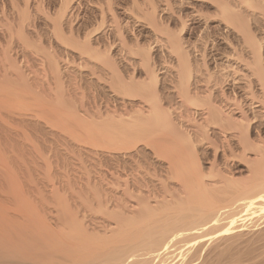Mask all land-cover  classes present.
I'll return each instance as SVG.
<instances>
[{
    "label": "rangeland",
    "instance_id": "obj_1",
    "mask_svg": "<svg viewBox=\"0 0 264 264\" xmlns=\"http://www.w3.org/2000/svg\"><path fill=\"white\" fill-rule=\"evenodd\" d=\"M214 2L224 3L231 10H235V12L239 13L242 22H247L249 24L252 35L261 45L260 70L264 73V15L261 11L264 7V0H252L254 4V8L252 9L254 11L251 8L248 9L237 0H0V67H2L0 68V72H2L1 69L5 70L4 67H10L9 63H12L10 68L13 70L17 67L19 68L16 70L24 76L26 81L28 80L29 85H32H30V87L32 89L31 92L35 93H33L34 95L37 93L39 97L41 96L44 99L48 98V100L52 97L53 100L55 98L54 95L58 94L59 91H63V96H69L64 97L66 103L69 101L68 104L73 106L76 105L74 107L80 111L82 110V112L87 110L88 113H90L92 110L95 113L96 111L95 114L91 112L90 114H93L89 115L92 116L93 120L95 115L97 121H100L98 117L101 118V121L103 120L99 123L95 121L98 124L97 128L101 127V123H103L102 126L105 128L107 126L111 127L112 125V127L115 126L114 128L117 127V129L122 131L125 129L126 125H131L130 128L127 127L129 130L128 132L126 130V134L129 133L127 137H132H129L131 140L128 139L131 141L127 143L129 145L119 144V149L118 147L116 148V144H111L109 141L107 142V146L104 145L107 140L104 141L103 137V143H105H99V134H96L97 140H95L96 136H94L95 138H92V140L90 139L91 142H89V137H87L86 133H83V130L78 129L82 131V133L79 132V134L84 135L80 137L77 132V137L75 135V131L77 130L73 128L74 126H67L71 128L60 126L59 123H55L57 121L55 120L56 117L49 116V119H47V115L46 117L45 115L44 117H41L42 115L38 116L40 119L38 121L45 125L41 124L34 127L24 126L27 129H22L23 126L0 127V222H3V224L0 223V247L2 250H4L3 248L8 242L11 244L14 243L15 245V249L9 250L10 253H15L14 255L17 254L16 251L18 253L25 252L28 247V252H30L31 255L26 254L25 256H30V260H28L34 261H31L32 263L36 261L38 264L46 263L48 259H53L52 264H58L59 262V264H64L65 262L67 264H72L71 262L74 263V261H72L74 256H77V259L74 258L75 261H82L83 257L80 258L81 254H83L80 252L82 250L77 251V249L81 248H78L77 245L76 249L74 245L75 243L77 244L74 240L75 237L79 246L81 245L80 236L82 233L79 228H82L85 233L87 231V235L85 234L87 237L89 235L88 232L94 235L97 233L101 234L102 236L99 235L100 238L98 234L97 238L96 235L94 236L96 238L95 240L99 239L101 242V238L105 237L104 234L107 235L108 231L115 229V227L117 228L118 225L121 226V219L127 215L132 218L137 217L136 212H138L137 210L139 207L136 208V205H138L139 201H142L141 199H143L144 195L146 196H144L145 199L151 201V193L155 191V193L162 194L165 188L177 190L179 186H181L180 189H182V185L184 188L186 185L188 186V188L186 186L187 189L191 188L193 184L191 179L195 176L194 169L196 167H193L192 159H194L193 162L196 163L197 166L199 165L198 168L199 171L201 169L200 172L204 180H219L227 176L226 178H229L228 180L231 178L232 181H236L234 182L235 184L231 181L234 185L232 184L231 187L224 188V192L222 191L223 193L229 192V190L233 188H240L244 186V183L252 182L253 178L251 177V180L249 174L251 171H255L256 153L254 148L251 147L258 145L264 146V106L260 105L257 100L260 96L258 93L260 89V87H258L259 82L256 76H253L254 78L251 76L253 67L251 66L252 59L251 55L248 53L247 46L243 44L246 47H242V43H244V38L242 39L243 36L238 34L237 31H234L235 28L233 26L226 23L219 13L220 9L217 7L219 5H216L218 3ZM150 16L154 17V21L157 23V29L159 30L155 31L152 23H150ZM114 20H116V22H114ZM115 23L117 25H115ZM55 27L58 29H55ZM58 30L62 32L60 33V35L62 34V38L64 37L65 39L66 37V40L71 39L72 41L75 39L76 41H74L76 43L78 42L80 45L82 44V46L86 45L83 47L81 46L82 48H87V45L90 43L92 46L89 44L88 47H91L95 53L99 54L100 52L101 55H99L101 57L103 55L104 57L108 56V60L114 62L119 72H121V74L123 72V74H126L123 75L126 82H130L131 79L132 81L134 80V82L142 83L143 81L144 83L146 80V76L144 77L146 68L142 64L143 62L141 63V59L144 56L142 51L144 52L150 49L148 50V53H150L149 65L150 69L153 72L155 71L154 75L157 77H155L157 81V95L161 100L162 113L168 115L169 120L177 130L185 133L183 134L191 141L194 150L193 154L196 157H191L188 153L189 150L187 152V148L190 147H184V143H179L180 140L176 142L175 136H171L167 127H165V132L163 128V131H160L162 130L160 128L161 126L159 127L160 129L156 128L157 133L154 129L155 127H151L155 117H153L154 115H150L151 118L153 117L152 120L150 119L152 123L148 121L150 116L148 119L144 116L148 112H146L145 109H141L145 106L142 105V101L132 100L129 97H126L129 99L125 97L122 98L123 95L121 96V93L118 94L119 98L115 90L118 85L112 84L110 81L107 84L110 78L107 80L109 75L106 66L103 68V65H100V63L98 64V62L95 63L93 59H91L92 61L89 60L90 58L86 57L87 55L82 54V52L80 55L79 51L81 50H79L77 46L76 49H73L75 46L72 44L73 42L71 40L72 43H70L73 45V48L71 47L72 45L68 44L69 42L62 41L61 39L58 41ZM116 30L118 32L120 31L119 35H117L118 32ZM89 33L92 35H89ZM115 33L117 34L115 35ZM69 35L74 37L70 38ZM113 35L121 36L120 38L124 40V42L123 40L121 41L123 44L120 43L119 38ZM176 35L179 36L181 40V47L189 56L191 66L195 70L200 69L203 73L207 72L211 74V78L218 82L216 90L219 92V97L216 98V100L214 99L213 107H215L216 110L218 109L222 115L224 114L223 116H225V118H230V120L228 118H226V120L232 121L233 123L235 122V125L237 123L236 129L239 127V130L234 129V126L232 127L229 124L232 127H230L232 131L230 130V132L228 130V132L226 131L223 133L225 129L223 130L221 128L225 126L228 127L226 124L223 125L219 122L220 126L221 124L223 125V127L221 126V128H219L215 120H213L214 125L211 124V121L205 122L204 117H201L199 112L194 114L193 108L187 104L188 107L183 105V107L179 109L180 100L176 94L177 63L174 54L171 53L170 50L168 51L169 48L166 46L167 42L165 43L168 39L167 36ZM240 35L242 37H240ZM61 37L59 36V38ZM60 42H65L67 44ZM122 46H125L127 50H123L124 48ZM121 47L123 49H121ZM232 49L235 50V52L237 51V53L239 52V54L241 53L240 55L243 57L242 59H244L242 61L239 59L241 63L233 56L234 53ZM241 49H246L245 51L247 54ZM122 50L123 52L125 51V53L128 51V53L124 54ZM133 53L138 54L135 56L136 54ZM201 58L203 59L201 60ZM203 60L204 63H206L205 67L202 66ZM247 63L249 71L248 68L245 67ZM54 66H56V69L58 68L57 71ZM9 67L7 69L11 78L12 75H15L20 80L15 70L13 74H11L12 70L10 71ZM101 67L102 69H100ZM7 69L5 71H7ZM256 69L257 68H255V70ZM102 70H104V73ZM97 71H99L100 74ZM56 72H58V74ZM207 73L205 74L206 76H208ZM56 75L59 78L56 77ZM95 75H98V78L102 79L99 80ZM15 76L13 78H15ZM130 76L134 78L132 79ZM17 78L13 80L16 81ZM102 80L104 83H102ZM20 83L22 82L20 81ZM113 85L115 87L114 91L116 92L112 90L113 88H108ZM42 89L43 91H41ZM47 94L50 95V97ZM205 95L206 94H200L198 96L199 100L205 101L207 97ZM27 96H29L28 100H30L27 102L29 103L28 105L24 102L25 100L23 101L24 103L20 102L21 104L15 101L18 102V105L14 102L15 106L11 104V107L9 102L5 103L9 105H7L8 107L3 104L1 109L3 110V114H6V111H11V113H13L12 115L15 113L16 117V113L23 111L20 114H25V117L29 119L30 116L34 117L40 114L41 108L37 105V107L35 106V103L31 100V95ZM67 99L71 100L66 101ZM14 100L16 99H13V101ZM121 101L125 106L122 105L123 107H121ZM81 102L82 105L80 104ZM17 106H19V108ZM85 106L86 108H83ZM112 106L114 109H116V107L117 109L121 107L120 110H124V108L128 106L129 108L126 107L128 110L125 111H129V116L127 114L129 119L123 114H121L122 116L120 118L119 116L117 118L116 116L120 115L118 114L120 112L116 109L115 111L118 112L116 113ZM145 108L147 109L146 106ZM18 109L20 111H18ZM97 110L100 111L97 112ZM108 111H112L111 114L115 112L114 116ZM214 111V114L217 113V111ZM97 113L105 114L106 116L104 115L105 117L103 116L104 118L102 119V115L98 116ZM7 114L8 115L4 116V119L6 116L10 117L9 113ZM107 114L109 115L108 117ZM110 115L115 118L116 121L112 119ZM34 118L31 120H34ZM123 118H127L124 120L128 122L127 124L125 123L126 121H122L123 124L125 123V126L123 125L124 128L121 125L117 126L119 124L118 119ZM139 118L141 121H138ZM142 118L143 120L145 119L144 121H146V124L148 123V128L152 132L151 135L150 132L147 131L150 134L148 137L149 139L146 138L147 142H145L143 138H141L143 141H140L139 135L142 133L141 131L140 133L136 132L137 135L138 133L139 135L135 137V131L139 125L137 122L143 123L144 121ZM52 119L53 121L55 120V122H53ZM107 120L110 122L108 121V123ZM45 121H51L49 122L51 124H46ZM119 121L121 122V120ZM106 122L109 125H107ZM115 122L118 124L116 125ZM122 122L120 124H122ZM135 122L137 126L133 127ZM147 125H144L143 128H146ZM256 125L258 130L255 129V131L253 128L256 127ZM56 126H58V129ZM108 127L106 129H109ZM132 127H136V129H132ZM199 127L203 129L201 128L200 131ZM5 128H7L8 131H6ZM52 128H54V130ZM1 129L3 130L1 131ZM154 130L156 132L155 134H153ZM250 132L252 133L250 134ZM167 133L169 138L166 137ZM142 134H144V132ZM72 135L73 137H71ZM74 135L77 139L80 137L82 140H77V142H75L76 139H74ZM85 135L88 141L83 139ZM160 135L168 139H158ZM140 136L143 137L142 135ZM155 136L157 137L155 138ZM154 138L158 139L159 143L155 140L158 144L155 142L154 145L156 146L151 144L152 147L150 144L148 145V140L152 143ZM245 138H247V141L249 140V144ZM258 138H260L263 143H261V140H258ZM70 139H72L75 144ZM93 139L98 142V144L94 141L95 144L93 145ZM162 140H166L165 144L161 142ZM172 143L181 144L179 146L182 147L183 151L179 149V152L185 153V158L183 154H176L174 151L176 147H174L175 145ZM243 143H245V146ZM159 144L160 147L158 146ZM166 144L168 145L166 146ZM161 145H165L164 148H166V150L163 148L161 149ZM170 152L171 154L174 153V155H171ZM190 153H192V151ZM196 160L199 161V164H197L198 161ZM185 163L189 165H187L189 168H185ZM182 164H184L183 169L185 168L186 171H182ZM249 165L252 168H250ZM191 170H194L193 174H190L192 172ZM254 175L255 173L253 177H255ZM206 176L208 178H206ZM212 177L215 178L213 179ZM246 180L248 181L246 182ZM9 181H12L11 184L15 186L14 188H11L12 185ZM238 181L240 186L237 183ZM11 189L15 190L16 194ZM193 189L192 187V190ZM141 192L142 194H140ZM148 192L149 197L146 195ZM222 192L220 190V193ZM70 215L75 216L72 218ZM33 217L35 218L33 219ZM116 218L118 220L120 219V224ZM72 219L74 220L73 222H75L74 226L72 225L73 222L71 223ZM7 221L9 222L7 223ZM67 223H69V227ZM37 224L40 225L38 226ZM49 226L50 229H48ZM91 226L93 228H91ZM62 227H64V229H62ZM71 228H73L74 231L76 230L73 234V229ZM108 228L112 229L109 230ZM39 229H41V231ZM93 229L97 230V233H95L96 231ZM47 230L49 231L48 234H46ZM51 230H53V234L55 233L54 235L50 232ZM59 230L64 232H60ZM77 230H79V233H76L78 232ZM100 230L102 232H100ZM105 231H107V233ZM113 231L109 233L110 235H108V237L106 236L108 239L110 238L109 240L113 238L111 237ZM56 233L59 234L57 241L53 239ZM78 234H80V236ZM72 235L74 239H72ZM92 236V234L89 235V237L94 239ZM108 239L107 241H109ZM52 240L56 241L54 244L58 245L60 248L58 246V248H56V245L54 247V245H52L53 243H50ZM59 241L62 243L61 245H59ZM57 242H59V244ZM72 242L74 244H72ZM40 243L43 248V243H47L49 247L45 248H47V250L48 248L52 249H49V252L45 249L46 251H43L44 254H42L41 251L43 249H41V246L40 248L37 247ZM11 244H7V246L9 245L12 247L13 245ZM33 248L37 251L39 250V256L36 250V255L35 253L33 254ZM7 250H5V254L8 253ZM74 250L80 253L79 257L76 255L78 253L75 254V252H73L72 254ZM47 252L48 255L46 254ZM10 253H8L9 256ZM40 254L42 255L40 256ZM1 256L0 253V263L2 259ZM83 261L80 262V264L83 263Z\"/></svg>",
    "mask_w": 264,
    "mask_h": 264
},
{
    "label": "bare ground",
    "instance_id": "obj_2",
    "mask_svg": "<svg viewBox=\"0 0 264 264\" xmlns=\"http://www.w3.org/2000/svg\"><path fill=\"white\" fill-rule=\"evenodd\" d=\"M237 1H239L241 4H243L248 9L249 8H251V9L254 8V4H253L252 0H237ZM214 3H218V2H214ZM216 5H219L217 7H219L220 12L219 11L218 12L222 15V17L226 21V23H228L231 26H233L236 29V30L234 29V31H237L238 34H241L243 36L242 37L240 35V37H242V39L244 38L243 39L244 40V43H242V47L245 46V45L247 46L248 53L251 55V59H252V62L250 61L252 64L251 63L250 64L253 67H252V74L251 73L250 74H251L252 77L253 76L254 77L256 76L257 79H258V82H259V86L258 87H260V89L258 90L259 91L258 93H259L260 96L257 98V100H258V102H259L260 105H263L264 106V73L260 70L261 69L260 68V65H261L260 64V61H261V50H260L261 49V45L258 43V41L255 40V37L252 35V33H251L250 29H249V24L247 22H242L241 21V18H240L239 13L235 12V10L234 11L231 10L224 3H218ZM261 11H262V13L264 15V7L261 9ZM152 13L154 14L153 11H152ZM152 13H151V15H152ZM153 16L152 17L150 16L149 19L151 18L150 23H152V25H153V27H154V29L156 31V30H159V29H157L158 28L156 26L157 23L154 21L155 19H154ZM22 18H23V16H22ZM114 22H116V20H114ZM115 25H117V24L115 23ZM158 26H160V25H158ZM56 28L57 27H55V29ZM55 31H57V30H55ZM119 32H118V34L115 33V35L116 34L119 35ZM158 32H160V31H158ZM58 33H59V35H58ZM60 33H62V32H60L58 30V32H57L58 41H60V39H61L62 41L69 42L68 44H70V45L73 44L75 46V48H73V45L71 46L73 49H76V46H77V48H79V50H81V51H79L80 52V55H81V52H82V54H86L87 55L86 57H89L90 58V59L89 58H87V59H89V60L93 59V61L95 63L98 62V64L100 63V65H103L104 66L103 68H105V66H106L107 71H108V75H109V77L107 76L108 77L107 80L110 78L107 81V84L110 81V83L115 84V85L116 84L118 85V87L116 86V88L114 87V85L111 86V87L109 86L108 88H113L112 89L113 91H114V88H115V90L117 92L116 91H114V92L117 93V96H118V94L121 93L120 95L121 96L123 95L122 98L129 97L132 100H139V101L141 100L142 101L141 102L142 105L143 106L145 105L147 107V109L145 108V106H144V108L141 106L142 107L141 109L142 110L145 109L146 112L149 113V114L146 113V115H144V116H146L147 119H148V117L150 115L151 116L154 115L153 117H155L153 119V117L151 118V116H150L149 119H148V121H151L153 119L154 123H152V121L150 123L153 124V126L151 124V127H155L154 129L156 130V132H157V129H160V128L161 129L162 128L165 129L164 130V132H165L166 131V128L165 127H167V130L170 131L169 133H171V136H175V139L177 140L176 142H178L180 140L179 143L180 142H182V144L184 143L183 144L184 147L185 146H186V148L187 147H190V148H187V152L189 150V152H188L189 155H191V157H196L193 154L194 153L193 152L194 150L192 148L191 141L187 138V136L184 135L185 133L183 132L184 133L183 134L182 131L180 132V130H177V128L169 120L168 115L162 113V110H161V107H162L161 100L158 98V95H157V87H156L157 86V81H156V78L157 77H156V75H154V72L155 71L153 72L150 69V65H149V61H150L149 54L150 53H148L149 52L148 50H150V49H148L147 51H144V52L142 51V54H144V56L143 57L141 56L142 57L141 63L143 62L142 64L146 68L145 69V72L146 73H144L145 74L144 77L146 76L145 79L147 81L144 79L145 80L144 83H143V81L141 83V82H134V80L132 81L130 79V82H126L125 79H124L125 77L123 76V75H126V74H123L124 72L121 74V72H119V70L117 69V67H115L116 65H114V62H111V61L108 60L109 59L108 56H106L108 58L104 57V55L101 57L100 56L101 55L100 52H99L100 55L98 53H95L94 50L91 49V47H88V45L90 43L87 45V48H85V47L82 48L83 46H86V45H83L82 46V44L80 45L77 42L79 44V46H80L79 47L78 44L75 42L76 41L75 39H74L75 41L74 40L72 41L70 39L73 42L72 43L70 40H66V37H65V39H64V37L62 38L61 37L62 34L60 35ZM90 34L91 33H89V35ZM113 34H114V30H113ZM115 35H113V36L119 38L120 39L119 40L120 43L123 44V42H124L123 38H120L121 36L119 37V36H115ZM59 36L61 38H59ZM20 37H21V35H20ZM55 37H56V34H55ZM71 37L72 36H70V38ZM167 38L168 39L165 41V43L167 42L168 45L166 43V46L169 48L168 51L170 50V52L174 54L175 60H176V63H177V68H178V73H177V90H176L177 93L176 94L178 95V98L180 100V102H179L180 103V106L178 105L179 106V109H180V107H183V105H186L187 104L188 106H191L193 108L194 114L199 112L201 114V117H204V121L205 122L211 121L212 122L211 124L214 125L213 124V120H215L218 123L217 126H219V128H221V126L223 127V125L226 124L229 128L231 126L232 127L234 126L233 128L236 129L237 123L235 125V122L233 123L232 121H229L230 118H228V117H226V118H228L229 120H226L225 116H223L224 114L222 115V113L218 109H217L218 110L217 111L216 108L213 107V101H214V99L216 100V98L219 97L218 96L219 95V92H217L218 90H216L217 89V83L218 82L215 81V79H212L211 78L212 77L211 74L207 73L206 71L205 72L207 73L208 76H206L205 75L206 73H203V71H201L200 69L195 70L191 66V64H190L191 62H190L189 56L187 55L186 51H184V49L181 47L182 44H181V40H180L179 36H177V35L176 36H167ZM122 40H123V42H121ZM65 42H60V43H63L64 44ZM87 42H88V40H87ZM65 44H67V43H65ZM243 44H245V45H243ZM122 47H121V49L127 50V48L125 46H122ZM123 50H122V52H123ZM245 50L246 49H244L242 51H244L245 54H247ZM96 52H98V51H96ZM123 53L126 54V53H128V51H126V53L124 51ZM233 53H234L233 56H235V59H237V60L240 59L241 61L244 60V59H242L243 57L240 55L241 53L239 54V52L237 53V51L235 52V50H233ZM133 54H136V53H133ZM137 54L135 56H137ZM106 55H108V54H106ZM5 58H7V57H5ZM203 58H201V60ZM86 60H84V61H86ZM240 60H239V63H241ZM17 62H19V61H17ZM255 63H256V67H255ZM11 64L12 63H9L10 67H11ZM205 64L206 63H204V60H203L202 61V66L205 67ZM54 65H55V63H54ZM246 65L247 66H245V67H247L248 68V71H249L248 63ZM56 66H54L55 69H56ZM8 67H4L5 70ZM10 67H9L10 71L12 70V73L11 74H13V72L15 70L17 72V75L20 77V80L15 75H12V78H11V76L8 74V69H7V71H5L4 69H1L2 72H0V127L23 126L22 129H27L24 126H27V127L28 126H33V127L34 126H39L42 123H40L38 121V120H40L38 118V116L42 115L41 117H44V115H45V117H46V115H47V119H49L48 118L49 116L56 117L55 120H57V121L55 122V120L53 121V119H52V121L55 122V123H59L60 126H63V127H67L68 125L74 126L73 128L77 130V131H75V135L78 132V135L80 137H82L86 133L87 137H89V142H91L92 138H95L94 136H96L95 140H97V135L96 134H99V137H100V139H99L100 142L99 143H101V142L103 143V138H104V141L107 140L106 143L104 142L105 144L103 143L106 146H107V142L108 141H109V143L111 142V144H116L117 145L116 148L118 147L119 144L120 145L126 144V146L129 145L127 143L131 140L129 138L131 136L127 137V135L129 133L126 134V130L128 132V130H129L128 128H130L131 125H129V126L128 125H126V126L124 125L125 123L128 124V122L126 120H124V119H127L128 118L127 117V114H128L129 111L126 112L125 110H128L127 108H129V107L126 106L127 108L125 107L126 109L125 108H124V110L121 109L122 110L121 111L120 108L123 107V106H125V104H123L122 101H121L122 102L121 107L119 109H117V107H116V109L119 110L120 113H118V112L115 111L116 109L113 108L114 105L112 106V108L114 109V111L116 113L120 114V115H117L116 116L117 118H118V116L120 118L122 116L121 114H123L124 116L127 117V118H123V119H118V122H119V124L117 123L118 125L115 122V124L117 126L121 125L123 128L125 126V129H124L125 131L124 130L120 131L119 129H117V127L116 128H114L115 126L112 127V125H111V127L110 126L109 127L107 126L109 129H106L107 127L105 128L104 126H102L103 123H101L102 125L100 124L101 127L98 126L99 128H97V125H98L97 123H99L101 121V118L98 117V116L102 115V119H103L106 116L105 114H100L101 112L99 114L97 113V115H98L97 117H98V119H100V121H97L96 120V117H95L96 115L94 116V120H93L92 119V116H90V115H92L94 113L92 110H91V112H93L92 114H90L91 112L88 113V111L87 110H84V109H83L84 110L83 112H82V110L80 111L79 109H77V108L74 107L76 105L73 106V105L68 104V102H69L68 100H71V99H67L66 101H68V102L66 103L65 100H64L65 99L64 97H69V96H67V95L66 96L65 95L63 96V91L62 92L59 91L58 94L54 95L55 98L53 100H52V97H50V95H48V94L47 95L51 98L49 100H48V98L47 99L46 98L44 99L41 96L40 97L37 96V93H36V95H34L35 93L34 92H31V90H32L31 87H30L31 84L29 85L28 84V80L26 81L24 79V76H22L19 73V71L16 70V69H19V68L18 67L15 68V66H14L15 69L13 70ZM0 68H2V67H0ZM255 68H257V69L255 70ZM57 69H56V71H57ZM100 69H102V67ZM103 71L104 70H102V72ZM97 72H99V71H97ZM56 73L58 74V72H56ZM92 73H93V71H92ZM99 74H100V72H99ZM14 76H15V78H13ZM102 76H103V74H102ZM56 77H58V76L56 75ZM95 77L98 78L99 76L98 75H95ZM131 77L132 76H130V78ZM16 78H17L16 81H19V82H16L15 80H13V79H16ZM133 78L134 77H132V79ZM101 79H99V80H101ZM58 80L61 81L60 79H58ZM20 81L22 83H20ZM56 81H57V78H56ZM258 82H257V84H258ZM39 83H41V82H39ZM102 83H104L103 80H102ZM43 84H45V83H43ZM55 87H57V86H55ZM45 88H47V87H45ZM51 88H53V87H51ZM41 91H43V89ZM37 92L39 93L38 90H37ZM68 94H70V93H68ZM200 94H206L205 96H207V97H206V100L205 101L199 100L198 96ZM24 95H26V96H24ZM27 95H31V97H32L31 100H32L33 103H35V106L37 105V106H39L41 108V113L38 114V112H37L38 115L37 116L36 115L34 116L35 118L36 117L37 118L35 119L33 116L31 117L29 115L30 116V119H29V118L25 117V114H22V115L20 114L23 111H21L20 113H16V117H15V113H14V115H12L13 113H11V111H9V112L6 111L7 113H9V116L10 117L6 116L7 120H6V118L4 119V116L5 115H8V114L6 112H5L6 114H3V112H2L3 110H1L2 109V105L5 104L6 102H9L10 107H11V104H14L15 101H18L19 104H21L20 102H23L24 100H25L24 102L28 105L29 103H27V102L30 101V100H28L29 99V96H27ZM41 95H43V94H41ZM26 97H28V98H26ZM44 97H46V96H44ZM25 98L27 99V101H26ZM129 98H126V99H129ZM13 99H16V100L13 101ZM11 100H12L13 103L11 102ZM18 102H15V104L18 105ZM82 102H84V101H82ZM82 102L80 103L81 105H82ZM15 104H14V106H15ZM5 105L7 106L8 104H5ZM27 105H25V106L28 107ZM105 105H104V107H105ZM92 106H93V104H92ZM17 107L19 108V106H17ZM17 107H14V108H17ZM259 107H261V106H259ZM83 108H86V106L83 107ZM8 109H10V108H8ZM88 110H89V108H88ZM18 111H20V110L18 109ZM43 111H44V114H43ZM99 111L97 110V112H99ZM213 111L214 112L217 111V113L214 114ZM108 112H110V111H108ZM111 112H110V114H111ZM95 113H96V111H95ZM114 113H112L113 116H114ZM129 114H128V116H129ZM143 114H145V113H143ZM108 116L109 115L107 114V117ZM33 118H34V120H31ZM112 119L115 120V118H113V117H112ZM119 120H121V122L122 121H126V122L124 124H123V122H122V124H120L121 122ZM142 120H143V118H142ZM95 121H97V123ZM105 121H104V124H105ZM108 121L109 120H107V122ZM138 121H141L140 118H139ZM49 122H51V121H49ZM49 122L47 121L46 124H51ZM107 122H106V124H107ZM145 122L146 121L143 122L144 124L137 122V124H139L138 126H137L136 122L134 123L135 125L133 123L132 124H133V127L134 126H137L139 128V129L137 128V130L135 131V133L136 132H139L140 133V131L142 133L144 132V134H142V133L140 134L143 137H141L139 135V133H138V135L140 137V141L145 140V142H147L146 138L149 139L148 137H149V135L152 132L148 128V125H147L148 123L146 124ZM219 122L222 123L223 125L221 124V126H220V123ZM217 123H215V124H217ZM129 124H131V123H129ZM142 124H143V126H142ZM107 125H109V124H107ZM144 125H147L146 128H143ZM58 126H56L57 129H58ZM70 126L67 127V128H71ZM133 127H132V129H136V127L135 128H133ZM228 127L225 126L224 128H221L223 130L225 129V131H223V133L226 132V131L228 132V130L229 131L231 130L232 127L230 129ZM19 128H17V129H19ZM201 128L199 127L200 131H201ZM5 129H6V131H8L7 128H5ZM52 129L54 130V128H52ZM74 129H71V130H74ZM78 129L83 130V133L84 134L83 135L79 134V132L82 133V131L81 130L79 131ZM163 129L160 130V131L162 132ZM221 129H219V130H221ZM253 129L254 130L255 129L258 130L257 125ZM2 130L3 129H1V131ZM155 130H154V133L153 134L156 133ZM147 131L150 132V134ZM146 132L148 133V135H147ZM196 132H198V131H196ZM251 133L252 132H250V134ZM131 134H132V132H131ZM75 135H74V139H76V141L72 138L75 142H77V140H82V138L80 139V137H79V139H77L76 138L77 135L76 136ZM86 135L84 136L85 138H83V139H86L88 141V139L86 138ZM138 135L136 133L135 134V137L138 136ZM144 135H147V136H144ZM161 135H160V138H158V139H162L163 138V140H164V139H168L169 138L168 137V133H167V136H166L168 138L161 137ZM259 135H260V132H259ZM50 136H52V135H50ZM163 136H164V134H163ZM63 137H64V135H63ZM71 137H73V135ZM156 137L157 136H155V138ZM141 138H143V140ZM155 138L152 141V143L149 142L150 140H148V145L149 144L150 145L152 144L153 146H156V145H154L155 142H156L155 140L158 141V139H155ZM260 138H258V140H261L262 139V138L261 139ZM72 139H70V140L72 141ZM128 139H130V140H128ZM151 139H153V138H151ZM246 139L247 138H245V140ZM95 140L93 139V142ZM163 140L161 142L165 144L166 140L165 141H163ZM169 140H171V139H169ZM263 141L261 140V143H263ZM78 142H81V141H78ZM95 142L93 143V145L95 144ZM256 142H258V141H256ZM96 143L98 144V142H96ZM135 143H136V140H135ZM158 143H159V141H158ZM179 143L178 144L172 143V144L175 145L174 147H176L174 149V151L176 152V154H179V153L180 154H183V153L179 152V149H182V147L179 146V145H181ZM258 143H260V142H258ZM88 144H90V143H88ZM243 144L245 146V143H243ZM248 144H249V142H248ZM167 145L168 144H166V146ZM88 146H90V145H88ZM158 146L160 147V144ZM164 147H165V145L164 146L161 145V149L163 148L164 150H166V148H164ZM249 147H250V145H249ZM251 148H254L255 153H256V156H255V171L254 172L251 171L249 175H250V179L252 180V178H253V180L255 182L252 180V182L250 181L248 183H244V184L242 183L244 186H241L240 188H237V189H234V188L232 190L230 189L229 192L225 189L227 192L223 193L224 192L223 191L224 188L231 187V185L234 182H236V181H232L231 178H230V180H228L229 178H226L227 176H225V175H224L225 176L224 178L222 177L219 180L217 179V180L206 181V180H204V177H202L203 175H201V172H200L201 169L199 171V168H198L199 165L197 166L196 163L193 162L194 159H192V163L194 165L193 167L196 166L195 169H194L195 170V173L196 172L197 173L196 174L194 173L195 176H193V179H191V181L193 182L192 186L190 185L191 188L187 189L188 188L187 185H186L187 188H186L185 185H184L185 188L182 185V189H180L181 186H179V189H177V190L176 189L175 190L174 189L173 190H171V189L169 190L167 188L164 189V187H166V186L163 185L164 186L163 187V189H164L163 193L162 194H158V193H155L156 191L154 193H151V196H152V200L151 201L148 200V199H145L144 198L145 195L144 196L142 195L143 196V199H141L142 201H139L138 205H136V208L139 207V209L137 210L138 212H136L137 213V215H136L137 217L132 218L129 215H127L129 217L126 216V217L123 218L124 220L121 219V222H122L121 223V226L118 225L119 227L117 226V228L114 226L115 229H113V230H115V231L111 230L112 228L109 229L110 227L108 228L109 230H111V231L114 232V233L113 232L111 233V237H113V238H111V240H109L110 238L109 239L107 238L108 235H110L109 233L111 231H108V233H107V231H105L107 233V235L104 234V236H105L104 238L105 239L102 237L103 239L101 238V240L103 242L102 241L100 242L99 239L95 240L97 238V234H98L97 233V230L93 229V230L96 231L95 233H97V234H95L96 235V238L94 237L95 235L93 233H89L88 232L89 235L90 234L93 235L92 236V237H94V239H93V238L89 237V235H88V237L86 236L87 235L86 234L87 233L86 230H85L86 231V233H85V232H83L84 230L82 228L81 229L79 228V230H81L80 232L82 233V234L80 233L81 236H80V234H78L80 236V239H81V245L79 246L78 241H76L77 240L76 237H75V239L73 238V235L71 237H72V239L75 240V242H77V244L76 243L74 244L72 242V244L75 245V248L77 249V245H78V248L79 247L81 248V249H77V251L78 250H82L80 252L83 253V254H81L80 258L83 257L82 261L83 260L84 261L81 264H264V146L258 145V146L251 147ZM118 149H119V147H118ZM190 149H191L192 153H190L191 152ZM181 151H183V149ZM111 152H112V150H111ZM170 154H171V152H170ZM172 154L174 155V153H172ZM184 155H185V153L183 154V157H184ZM181 157H182V155H181ZM196 161H198V160H196ZM179 162H181V161H179ZM175 163H177V162H175ZM197 164H199V161L197 162ZM252 164H251V166H252ZM187 165L188 164L185 163V168H189V167H187ZM183 166H184V164H182V168L181 169H183ZM249 167H250V165H249ZM185 168L182 171H186ZM250 168H252V167H250ZM194 170L193 171L191 170L192 172L190 174H193ZM188 172H189V170H188ZM182 173H181V175H182ZM251 173H253V174L255 173V175H254L255 177H253V174H251ZM187 175H189V174H187ZM215 176H218V175H215ZM206 178H208V177L206 176ZM188 179H189V177H188ZM239 181L237 182L238 184H239ZM247 181L248 180H246V182ZM9 183L11 184L12 181L11 182L9 181ZM238 184H237V186H238ZM239 186H240V184H239ZM12 187L14 188L15 186L12 185L11 188ZM192 187L194 188L193 190H192ZM11 190H13V189H11ZM220 190H221V192L222 191L223 192L220 193ZM13 192H15V190H13ZM15 194H16V192H15ZM140 194H142V192ZM146 195L148 196L149 195V192ZM27 198H28V196H27ZM18 205H20V204H18ZM70 216H72V215H70ZM74 216H72V218ZM34 218L35 217H33V219ZM116 220H118V219L116 218ZM119 220H118V222H119ZM73 221L74 220L72 219L71 220V223ZM8 222L9 221H7V223ZM118 222H117V224H118ZM0 223L3 224V222H0ZM30 223H32V222H30ZM47 223H49V222H47ZM68 224L69 223H67V225ZM74 224H75V222H73L72 225L74 226ZM119 224H120V222H119ZM10 226H9V228H10ZM4 227H6V226H4ZM40 227H38V228H40ZM68 227H69V225H68ZM91 228H93V227L91 226ZM48 229H50V226H49ZM62 229H64V227H62ZM65 229H66V227H65ZM71 229H73V228H71ZM39 230L41 231V229H39ZM79 230H77L78 232H76V233H79ZM4 231H5V229H4ZM6 231H8V230H6ZM52 231L53 230H51L50 232H52ZM75 231L73 229L72 230V234ZM36 232H37V230H36ZM46 232H47L46 234H48L49 231L47 230ZM60 232H64V231H60ZM69 232H70V230H69ZM100 232H102V231L100 230ZM38 233H40V232H38ZM103 233H104V231H103ZM34 234H35V232H34ZM52 234H53V232H52ZM57 234L58 233H56V236L53 237V239H55L56 241H57V238H59L58 237L59 234L58 235ZM75 235H77V234H75ZM99 235H101V234H98V236ZM16 236H18V235H16ZM8 237H6V238H8ZM48 237H49V235H48ZM60 237H63V236H60ZM99 238H100V236H99ZM106 238L109 241H107ZM19 239H20V237H19ZM58 240H60V239H58ZM74 240H72V241H74ZM104 240H105V242H104ZM52 241L50 243H53L52 245H54V247H55L56 244H54V242H56V241H53V242ZM61 241H62V238H61ZM6 242H7V240H6ZM11 242H13V241H11ZM59 242H57V243L59 244ZM35 243H37V242H35ZM7 244H11V243L8 242ZM7 244H5V247L7 246ZM61 244L62 243L60 242L59 245H61ZM11 245H13L14 247L13 246L11 247V246L8 245L7 246L8 248L7 247L6 248L5 247L3 248L4 250H2V248L0 247V253L2 255L1 256L2 259H1V263L0 264H38V263H36V261H35V263H32V262H34L32 260H31L32 262L29 261L30 260L29 259L30 256H25L26 254L27 255H31L30 252H28L29 250H28V247L27 246H26L27 249L25 250V252H23V253L22 252H19L18 253L16 251L17 254L14 255L15 253H10L9 252V250L15 249L14 243H12ZM41 245L42 244L40 243L39 245H37V247L40 248ZM43 245H44V248H43V246H41V249H43V250L41 251V249H40V251H41L42 254H44L43 251H46L47 250V248H45V247H49V244H47V243H45V244L43 243ZM57 246L58 245H56V248L59 247V246L58 247ZM61 247H63V246H61ZM35 248H36V246H35ZM49 249H52V248H48V250ZM5 250H7L8 253H10V256H9L8 253L5 254ZM33 250H34V252H33V254H34L37 250L34 249V248H33ZM13 251H15V250H13ZM30 251H31V249H30ZM37 252L36 253L39 256V253H40L39 250ZM48 252L46 253L47 255H48ZM73 252H75V254L78 253L75 250L72 251V254H73ZM36 253H35V255H36ZM33 254H32V256H33ZM42 254H40V256ZM76 255H78V257H79L80 253H78ZM3 256H5V257H3ZM76 257L74 256V258H76ZM86 257H87V259H86ZM73 259H72V261H74V263L71 262L72 264H76V263H79L80 264V262H82L80 260H76V261H78V262H76L75 259L74 260ZM48 261H50V262H48ZM37 262H39V261H37ZM52 263H53V259L52 260H49L48 259L47 262L46 263H43V264H52ZM61 264H63V263H61ZM64 264H67V263L65 262Z\"/></svg>",
    "mask_w": 264,
    "mask_h": 264
}]
</instances>
